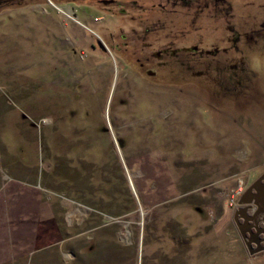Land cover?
Instances as JSON below:
<instances>
[{
  "label": "rangeland",
  "instance_id": "rangeland-1",
  "mask_svg": "<svg viewBox=\"0 0 264 264\" xmlns=\"http://www.w3.org/2000/svg\"><path fill=\"white\" fill-rule=\"evenodd\" d=\"M136 2L0 0V264H264V0Z\"/></svg>",
  "mask_w": 264,
  "mask_h": 264
},
{
  "label": "flooded vegetation",
  "instance_id": "flooded-vegetation-1",
  "mask_svg": "<svg viewBox=\"0 0 264 264\" xmlns=\"http://www.w3.org/2000/svg\"><path fill=\"white\" fill-rule=\"evenodd\" d=\"M76 1V0H75ZM121 1L122 0H95V2L97 3H105L106 5L110 6L111 9L115 12V14L118 13L119 16H124L127 14V9L125 7H123V5L121 4ZM166 1V4H167V7H168V11L169 12H172L173 14H177L179 15L180 17H182L184 21H187L191 24L194 23V20L193 18L195 17H200L202 14H204L205 12L207 14H209V16L211 17H215V21L218 23L220 21V19L225 15V13L223 12L224 11V2H226V0H165ZM132 4L136 5L137 2L136 0H131ZM82 3H86V2H82ZM89 4V3H88ZM118 7H116V6ZM159 5H162L161 3H159ZM109 8V7H107ZM228 14V13H226ZM172 21V20H171ZM174 22V20H173ZM179 22V21H177ZM173 24V23H172ZM175 25V24H173ZM181 25L182 24H178V26L180 27L179 30H178V34H175L173 36V39L171 40V42H177V43H181L185 48H187V50H195L197 51L199 49V47H205L206 44L204 41H194V37L192 38V40L188 39L187 38V43L186 40L184 41V39H186V37L188 36H191V30H190V27L191 26H188L189 28H187L186 30H181L183 28H181ZM154 26V25H153ZM151 26V27H146L145 30H147L148 32L149 31H153L155 30V28ZM185 29V28H184ZM193 29V28H192ZM212 31H215L217 32V29H214ZM181 32V33H179ZM185 32V33H184ZM148 43V42H147ZM101 48H105L107 51H108V47L103 45L102 43H97ZM124 44H127V43H124ZM217 43L215 42L214 44H211L212 46H215ZM127 46L123 47L122 50L124 51H127L126 49ZM202 49V48H201ZM174 50L175 49H172L171 50V53L173 52L174 53ZM163 55H164V51H156L154 53V57L157 59H159L161 63L162 60H163ZM173 56V54H172ZM148 58L145 57L143 59H141L140 57H136V62H137V65L139 67L138 71L140 74H142L140 68H145V64H147L148 62ZM157 62V63H159ZM144 72L145 74H147L148 76H155L156 74V71L154 70H148L147 68L144 69ZM200 73V72H198ZM257 214V213H255ZM255 217V216H254ZM264 218V217H263ZM263 220V222H262ZM250 231L254 232L256 230H259V236L261 237H264V219H258V222L255 223V226H250ZM253 229V230H252ZM247 234H249V232H247ZM262 239V238H261ZM264 242V240L262 239L259 244L260 246L263 247L262 250H264V244H262L261 242Z\"/></svg>",
  "mask_w": 264,
  "mask_h": 264
},
{
  "label": "water",
  "instance_id": "water-1",
  "mask_svg": "<svg viewBox=\"0 0 264 264\" xmlns=\"http://www.w3.org/2000/svg\"><path fill=\"white\" fill-rule=\"evenodd\" d=\"M263 178H264V175H263ZM129 182H130V180H129ZM259 183H261L260 180H259L258 183L256 182V184H254L252 186V188L256 189V191L258 193H256V192L255 193H250V189H249V191H247V195L250 194V196L246 200H249L253 196L255 198L254 201H255V203L257 205V208H256L255 212L253 213L254 216L256 215L255 213H257L260 210V206L261 205H262L261 208L264 207L263 206L264 205V183H262V184H259ZM238 212L244 217L243 223H242V225L240 227L242 228V234H244V236L246 237L247 246H248L249 251L251 253H253V252H256V251L262 249L263 247L260 246L259 242L262 239L264 240V237H262V239H261V237L258 236V234L260 232L259 230H256L255 232H252V231H250V228H249L250 227V223L248 222V220L250 218H253V217L250 216V215H246V213L244 211V208L242 210L238 211ZM246 231L249 232V236L246 235ZM251 240L255 241L258 246L255 247V248L252 247L251 244H250Z\"/></svg>",
  "mask_w": 264,
  "mask_h": 264
},
{
  "label": "crops",
  "instance_id": "crops-1",
  "mask_svg": "<svg viewBox=\"0 0 264 264\" xmlns=\"http://www.w3.org/2000/svg\"><path fill=\"white\" fill-rule=\"evenodd\" d=\"M261 256V255H260ZM262 257V256H261ZM260 257L258 255L254 256V259H259ZM264 258V257H263Z\"/></svg>",
  "mask_w": 264,
  "mask_h": 264
}]
</instances>
